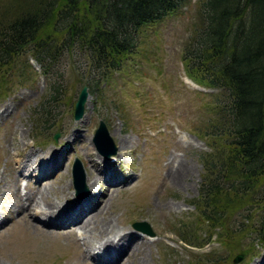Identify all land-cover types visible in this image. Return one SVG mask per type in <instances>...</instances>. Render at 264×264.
Here are the masks:
<instances>
[{
  "label": "rangeland",
  "instance_id": "1",
  "mask_svg": "<svg viewBox=\"0 0 264 264\" xmlns=\"http://www.w3.org/2000/svg\"><path fill=\"white\" fill-rule=\"evenodd\" d=\"M4 1L0 0V8ZM204 1L189 0L175 14L134 33V53L109 75L95 69L88 53L77 47L63 53L52 70L51 80L63 83L65 92L61 100L48 107V116L41 115L39 104L48 93L50 78L42 74L41 65L31 53L12 64L6 85L0 86V113L10 106L9 113L0 116V180L3 177V183L12 189L11 179L20 175L21 194L37 187L28 169L18 172L17 162L31 149L40 156L47 154L41 161L47 163L51 156L57 163L52 174L41 181L40 188L64 207L76 202L72 169L77 159L87 177L95 174L105 182L100 170L106 157L95 149L93 137L100 120L106 122L118 147L113 156L117 160L108 164L106 172L112 170V177L118 182L113 186L105 184L101 189L95 187L97 197L99 190L106 191L98 208L100 222L109 218L119 229L136 230L133 223L138 221L147 223L154 232L149 241L143 239L147 243L141 250L144 253L132 252L124 264H258L264 259V241H258L264 225V205L254 211L252 208L251 231L236 238L238 231L236 239H232L233 247L226 245L229 238L214 234L212 242L202 248H188L179 236L192 231L196 235L194 242L208 239L205 233L209 227L202 220L197 222L199 210L193 203L199 198L203 181L201 155L211 150L200 133L208 130V119L213 114L210 108L216 97L222 105L229 104L225 91L205 87L189 77L183 62ZM96 81L98 87L90 92L84 115L76 119L74 104L84 83ZM73 130L80 136L73 137ZM57 131L60 136L55 140ZM90 160L99 168L93 169ZM178 168L185 171L180 183L168 175L170 169ZM86 182L90 189L87 179ZM4 190L0 191V217H6L0 227V264H95L86 250L94 254L96 248L92 246L107 235L101 233L93 240L91 234L100 231L93 230L87 233L90 242L86 244L84 239L79 240L83 233L80 238L76 236L77 225L73 229L48 230V221L44 223L43 217L17 222L14 199ZM246 207L236 211L233 225L247 215ZM55 215L49 220L56 219ZM239 227L235 228L240 230ZM139 240L143 241L140 237ZM242 252V259L235 262L234 258Z\"/></svg>",
  "mask_w": 264,
  "mask_h": 264
},
{
  "label": "trees",
  "instance_id": "2",
  "mask_svg": "<svg viewBox=\"0 0 264 264\" xmlns=\"http://www.w3.org/2000/svg\"><path fill=\"white\" fill-rule=\"evenodd\" d=\"M188 1L5 0L0 8V86L6 85L12 64L31 53L50 78L39 104L41 115L48 116V107L65 92L63 83L51 80L63 53L77 47L88 53L95 69L109 75L134 53V33L175 14ZM201 11L183 55L186 72L200 85L225 91L229 104L216 97L208 130L200 133L211 150L201 155L203 181L193 203L197 222L209 227L208 239L196 243L192 231L179 236L188 246L202 248L218 234L233 247L238 231L236 238L251 231L252 208L264 205V0H205ZM84 84L89 92L98 87V81ZM241 207L247 215L233 225ZM263 231L264 225L260 242Z\"/></svg>",
  "mask_w": 264,
  "mask_h": 264
},
{
  "label": "bare ground",
  "instance_id": "3",
  "mask_svg": "<svg viewBox=\"0 0 264 264\" xmlns=\"http://www.w3.org/2000/svg\"><path fill=\"white\" fill-rule=\"evenodd\" d=\"M9 109L10 106L9 105L6 106L5 109L0 113V116H2L4 113L8 114ZM72 133H73L72 134L73 137L80 136L77 132H74V130ZM122 142L124 144L125 140L123 139ZM92 150H94L93 147ZM52 154H54V152ZM46 156L47 154L40 156L37 151L31 149L25 152V154L21 155L19 162H17L19 173H21L20 171H24L28 169L29 173H31L29 176L34 177L35 186L37 187H35V189L29 190L28 193L25 194L20 193V189L18 187L19 185L18 177L20 175L16 179L15 178L11 179V182H13L12 184L10 182L12 189L7 188V183L5 184L3 183L4 182L2 179L3 177L0 180V191L5 188L4 194H7L8 196L10 194L11 199H14L13 207L17 210L18 212L17 217H19L15 221L18 222L21 219H25V218H31L33 219V221H35L40 218L42 219L43 217L46 220L43 219L42 221L47 222V218L49 219L50 217L53 216V214H56L55 217H59V219H61L58 225H61L62 227L68 226V228H72L77 225V227L80 230V233H83V235H81V238L79 240L81 241V239H84L85 240L84 243L90 242L87 233L92 232L93 230H100L98 233L91 234V236H93L92 239L94 240L96 236H99L101 233H103L105 236L107 235V237H104L101 240H99L98 245L96 244V246H92V248L94 247L96 249L97 248L100 249L98 250L99 254L104 253V256L94 254L95 258L101 261L103 264H124L125 261L127 260L126 258L129 256L132 257L133 253L134 255L137 253H139V255H142L144 251L141 250L143 249V246L146 245L147 243L144 240L140 241L139 237L135 235V231L132 230V228L119 229L117 228V226L114 225L113 222L114 220H110L109 218H105L103 221L100 222L101 218L99 213L101 210L99 211L98 208L100 207L99 204L103 201L102 196L106 195V191L101 192L99 190L100 195L98 193L97 194L98 197H96L95 194L97 192L95 193L96 191L95 187L97 186L98 188L101 189V187L105 184H109L110 186H113L118 182L115 179H113L112 170L109 173L106 172L107 168L110 167V165H108V163L105 162L104 168L102 167L103 169L100 170L105 182L102 181L95 174H93V176L91 174V176L87 177L91 195H88L86 198H82L80 200H75L76 202L71 205L69 204L70 210L73 208L72 212L71 214L69 212L64 214V212L62 211L66 209L63 208L61 203L55 201L54 199H51L49 196V192L42 190L40 188L41 181L44 178H48L47 176L48 175L50 176L57 166V163H54V159H52L51 156L48 157L47 163L41 161L43 159V158L41 159V157H46ZM90 162L93 169L99 168L98 163L94 162L93 160H90ZM32 164H36V165L32 167ZM185 169L186 167H184V170ZM184 170H182L181 168H178L175 171L170 169L168 175L169 177H171L172 180L176 179L177 183H180L184 181V176H185ZM94 197L96 198L94 199ZM105 199L108 198L106 197ZM5 220L6 217H0V227L2 222H4ZM45 226L54 227V223L49 222L45 224ZM48 230H52V229L48 228ZM113 234L115 238L118 237L117 241L112 238ZM113 250L116 253L111 254L110 252ZM140 251L142 254L140 253ZM89 252L90 250H86V254H88ZM105 253H108V256L105 257ZM258 264H264V259H262Z\"/></svg>",
  "mask_w": 264,
  "mask_h": 264
},
{
  "label": "water",
  "instance_id": "4",
  "mask_svg": "<svg viewBox=\"0 0 264 264\" xmlns=\"http://www.w3.org/2000/svg\"><path fill=\"white\" fill-rule=\"evenodd\" d=\"M89 96V87L85 84L83 85L79 93L78 99L75 102L74 116L76 119H80L84 115ZM59 136L60 133L56 132L55 139L57 140ZM94 142L97 150L106 156H109L112 153L116 152V146L114 145L113 139L108 132V127L103 120L100 122V126L95 132ZM73 177L75 181V187L78 193H80L81 190V195L83 189L86 190V173L82 162L79 159H77L73 165ZM135 226L145 230L146 232L153 233L146 223L144 224L141 222H137L135 223ZM240 258L241 256L236 257L235 261L238 262Z\"/></svg>",
  "mask_w": 264,
  "mask_h": 264
}]
</instances>
